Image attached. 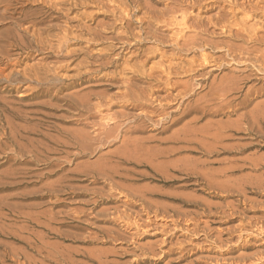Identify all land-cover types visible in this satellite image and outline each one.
Returning <instances> with one entry per match:
<instances>
[{
	"label": "rangeland",
	"instance_id": "rangeland-1",
	"mask_svg": "<svg viewBox=\"0 0 264 264\" xmlns=\"http://www.w3.org/2000/svg\"><path fill=\"white\" fill-rule=\"evenodd\" d=\"M242 2L0 0V264H20L21 251L28 264H264V233L255 230L264 221V183L255 177L264 169L237 171L236 179L253 177L235 185L241 190L213 188L201 175L263 155L260 146L241 153L258 141L253 134H236L226 143L241 147L213 152L186 143L172 156L186 160V173L171 179L135 163L110 180L102 169L120 143L91 154L46 138L91 131L88 110L69 101L76 92L94 103L113 98L112 112L133 114L123 106L128 87H153L163 97L189 86L196 96L188 104L208 90L202 81L236 77L242 87L228 100L236 107L251 100L230 118L264 111V70L230 55L243 52L239 46L264 51V17ZM170 132L132 135L157 146Z\"/></svg>",
	"mask_w": 264,
	"mask_h": 264
},
{
	"label": "bare ground",
	"instance_id": "bare-ground-1",
	"mask_svg": "<svg viewBox=\"0 0 264 264\" xmlns=\"http://www.w3.org/2000/svg\"><path fill=\"white\" fill-rule=\"evenodd\" d=\"M235 1L237 2L238 0ZM241 5L248 6L249 8L252 7L256 15L259 16V14H261V16L264 17V0H243ZM253 38H255V41L257 42L262 40L263 37L261 38L256 36ZM253 38L251 39L253 40ZM241 49L243 52L241 51L239 54H234L231 52L230 55L233 58H253V61H255L253 64L257 65L260 70H264V51L256 50L257 53L254 54L253 50L244 51V48H240L239 46L238 51ZM255 49L257 48L255 47ZM253 54L254 56H252ZM204 62H207V58H204ZM226 79L227 80L222 78V81L219 83L216 82V80L211 83H209V81H202L199 88H208V90L203 95L197 97L194 103L188 104H186V100L196 96L194 89L190 88L189 86L180 90L176 94L167 93L168 95H164L163 97L160 95H155L156 92H161L160 89H154L153 87L133 89L132 87H128L124 92V96L127 98V101H125V105L123 106L126 110H134L135 112L133 114H124L120 112L115 113V111L112 112V108H114L115 105H112V103L110 105L109 102H111L113 98L100 97V95L97 98L96 103H94L92 102V98H90L88 95H85V93H83L84 95H80L76 92L71 94V99L69 101L75 106L74 108H80V113L84 112L85 109L88 110L86 111L87 116L85 119H90V121L87 120L88 122L86 126L91 127V131L85 127L75 131H69L68 137L66 138L67 140L62 139L60 136L54 138L53 136L49 135V133L44 134H46V138L49 137L51 141L54 140L57 144H65L68 148L73 147L78 150V152L86 151L87 153H91L97 149L102 150L105 149V147L120 143V145L111 153V155L106 157V161L109 160L111 166L109 167L107 164L109 168L104 170L102 169V173L108 176L110 180H114L120 171L126 168L124 165L135 163L151 164L155 166L157 170L161 169L163 175L171 179V172L186 173V160L184 158L172 159L174 153L186 148V143L190 145L195 144L198 148L204 151L213 152L219 148L223 149L229 147L235 148L237 146L241 147V145H229L226 142L236 139V134L244 133L253 134V139L258 140L259 142L257 141L258 143L256 142L254 145H247V148L244 146L245 148L241 151V153L253 146H260L264 148V111L256 112L257 108H252L248 111H241L237 115L236 119L230 118L229 114H236L243 106H246L251 99H249V95H247L249 94L250 90H247L248 92L246 95L248 97H246L243 101H241V103L237 105L239 107H236L234 104L233 106L232 100H228V98L236 90L241 89L242 86L240 87V80H238L236 77H228ZM204 83L206 84L204 85ZM70 102H67V104L69 105ZM230 108L231 110H229ZM226 109L229 111H226ZM174 115H177V117H174ZM217 115H228V119L216 120L214 118L217 117ZM189 116L192 117L187 122L185 121L178 129L172 130L175 125L179 124L183 120H186V117ZM149 123L152 125L151 127L148 126ZM157 127L161 128V133H168L172 130L168 136L159 140L161 144L157 146L150 145L149 140H151L153 137H139L137 135H132L137 133H145L149 130H158L159 128ZM162 144L167 146L162 147ZM251 154L247 155L243 159L240 158L242 164L236 163L239 161V159H236L231 161L229 163L230 165L225 167H220L217 169L206 168L203 172H201V175H203L202 178L208 181V184L213 188L222 187L223 191L225 184L226 186H231L232 184L234 187H236L235 185H238V187L243 188L244 185L248 184L249 181L252 183L251 180L253 177L251 176L250 172L246 175L243 174L245 177L240 176V179H236L239 177L238 176L234 178V174L237 171L243 170V168L246 167H249L255 171L264 169V154L260 156ZM252 173L254 174V171ZM261 173H258L259 176L255 177L257 184L264 183V174ZM115 174L117 175L115 176ZM233 175L234 177H232ZM115 184L116 183L114 181L112 186L115 187ZM260 186L261 185H259L258 188ZM238 187L236 188L238 189ZM228 188L230 187L225 188L227 189L226 191H228ZM238 190L241 189L239 188ZM127 196H132V194L127 193ZM135 196L139 197L140 200H144L143 196L133 195V197ZM155 212L159 213V210L156 209ZM167 213H169V211L164 208V214ZM131 222L133 224V221ZM140 222L138 219H135L134 225L139 227L141 225ZM144 224L145 222L143 225ZM142 229L143 227L141 230ZM255 230H257L258 233H264V221H262V224H259V226L257 225ZM20 256L22 259L20 264H28L31 261L29 260V255H27L24 251H21Z\"/></svg>",
	"mask_w": 264,
	"mask_h": 264
}]
</instances>
